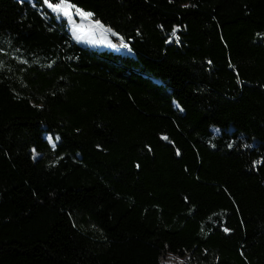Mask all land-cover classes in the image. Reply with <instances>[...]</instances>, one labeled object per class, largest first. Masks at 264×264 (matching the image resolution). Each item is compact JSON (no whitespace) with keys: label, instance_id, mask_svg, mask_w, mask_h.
Returning <instances> with one entry per match:
<instances>
[{"label":"trees","instance_id":"1","mask_svg":"<svg viewBox=\"0 0 264 264\" xmlns=\"http://www.w3.org/2000/svg\"><path fill=\"white\" fill-rule=\"evenodd\" d=\"M72 2L130 55L0 0V264H264V0Z\"/></svg>","mask_w":264,"mask_h":264},{"label":"rangeland","instance_id":"2","mask_svg":"<svg viewBox=\"0 0 264 264\" xmlns=\"http://www.w3.org/2000/svg\"><path fill=\"white\" fill-rule=\"evenodd\" d=\"M20 2V0H17ZM28 1L31 4L35 2V0H23ZM43 6L47 9V7L43 4ZM49 12H51L53 15H55L58 19L64 20L67 24V28L74 39L78 44H81L83 46H88L93 49L97 50H103L107 49L106 47L112 46L114 48H117L112 45V40H119L117 36H113L111 33H105L102 29H98L94 21L90 18L84 19L80 17L79 15L73 14L72 19L69 20L68 18L58 14L53 13L51 10L47 9ZM74 30H80L82 33L78 34ZM119 50L120 54L123 55H130L127 48H117ZM108 50V49H107ZM48 136H45V140L52 146V144L47 139ZM56 144V141H55Z\"/></svg>","mask_w":264,"mask_h":264},{"label":"snow or ice","instance_id":"3","mask_svg":"<svg viewBox=\"0 0 264 264\" xmlns=\"http://www.w3.org/2000/svg\"><path fill=\"white\" fill-rule=\"evenodd\" d=\"M21 3H23V0H20ZM169 2H173V0H169ZM43 4L47 7V9L51 10L53 13H58L66 18H68L69 20L72 19L73 14L79 15L80 17L84 18V19H88L93 17V13L91 11H86L80 7L77 6L76 3H73L72 0H43ZM190 5H184V7H189ZM95 26L98 29H102L105 33H111L113 36H118L119 33L114 32L113 29L111 27H105V25L103 23H101V21L99 20H95L94 21ZM163 27V26H161ZM172 38H177V28L174 27L171 34H170V38L166 41L168 43L172 42ZM121 42H122V46L123 47H128V45L126 43H123L124 38L120 37ZM209 63H211V61H209ZM239 82V81H238ZM48 141L52 144V147L55 149L56 144L55 141L59 140L60 137H53L52 135H49L47 137ZM163 139L167 140L168 137H163ZM97 147L99 148L100 146L97 145ZM149 151H152V149L149 147L148 148ZM36 150L33 149V152H35ZM176 155H181L179 149L176 150ZM253 168H259V167H264V159L258 160V161H253ZM137 168L140 167L139 164L136 165ZM223 231L225 233L230 232V229L228 228H224Z\"/></svg>","mask_w":264,"mask_h":264},{"label":"bare ground","instance_id":"4","mask_svg":"<svg viewBox=\"0 0 264 264\" xmlns=\"http://www.w3.org/2000/svg\"><path fill=\"white\" fill-rule=\"evenodd\" d=\"M76 33L80 34L82 33L80 30H74ZM107 49H110L111 51H116V52H119V50L117 48H114L112 46H108L106 47Z\"/></svg>","mask_w":264,"mask_h":264}]
</instances>
